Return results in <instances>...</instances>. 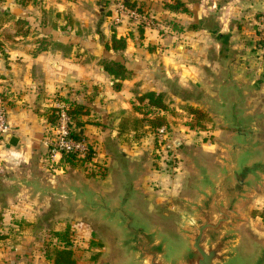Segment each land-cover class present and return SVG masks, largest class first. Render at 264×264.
<instances>
[{"label":"crops","instance_id":"crops-1","mask_svg":"<svg viewBox=\"0 0 264 264\" xmlns=\"http://www.w3.org/2000/svg\"><path fill=\"white\" fill-rule=\"evenodd\" d=\"M116 1L0 0V10L28 25L25 35L10 40L0 36V91L10 125L0 139V164L7 159L5 167L11 173L13 186L6 189L11 196L4 198L10 208H27L24 196L30 203L40 201L31 194V186L14 184L15 179L36 176L41 180L47 158L57 163L60 173L70 166L62 155H53L46 143L56 98L67 99L68 106L76 102L88 107L87 113L78 116L82 124L77 131L82 128V136L96 147V154L84 163L87 169L96 166V177L104 176L103 185L95 188L110 191L115 187L110 179L116 177L119 157L104 150L101 153L103 141L110 138L111 146L123 155L120 159L137 172L135 187L147 210L160 215L157 209H162L165 217L185 209L184 200L192 197L196 175L190 153L212 168L230 141L233 131L218 115L221 96L233 100L237 94L233 89L241 88L245 113H264V42L259 33L264 0H180L183 6L174 10L163 8L174 0H122L149 13L148 26L125 16L117 21ZM114 34L126 39L123 49L106 48ZM104 59L122 63L129 77L110 75L102 65ZM223 80H227L225 85ZM146 91L163 94L166 108L160 113L169 124L172 140L167 145L177 159L168 169L159 168L144 152L153 149L152 133L130 136L126 141L119 139L115 129L122 114L143 116L135 106L146 105L138 100ZM189 107L206 114L201 126H189ZM257 125L256 138L264 150V118ZM11 135L18 138L16 146L8 143ZM144 140L147 145L142 149ZM73 167L74 173L64 172L57 181L66 184L70 179H83L94 187L93 176L85 174L91 170L84 173ZM32 168L37 169L36 175L31 174ZM252 197L244 203L243 213ZM252 210L251 216H255L259 209ZM69 221L72 229L86 224L76 218ZM82 229L88 230L87 226ZM17 237L5 250L8 264H36L29 261L31 250L24 245L29 236ZM117 240L112 234L113 255L107 264L125 257L115 246ZM107 248L103 245L99 251Z\"/></svg>","mask_w":264,"mask_h":264},{"label":"water","instance_id":"water-1","mask_svg":"<svg viewBox=\"0 0 264 264\" xmlns=\"http://www.w3.org/2000/svg\"><path fill=\"white\" fill-rule=\"evenodd\" d=\"M233 90L236 98L229 100L223 94L217 108L222 123L233 131L230 141L212 168L190 153L196 182L192 197L184 200L185 209L178 212V221L167 216L173 220L172 235L140 200L135 187L137 172L120 159L121 153L112 192L96 189L83 179L49 185L34 176L15 179L14 184H28L39 199L52 194L68 205L76 204L81 213L108 225L111 236L118 238L115 246L125 256L114 264H238L237 251L246 240L242 207L264 185V150L256 138L260 131L257 120L264 113L246 114L242 89ZM78 133L82 136V128ZM8 143L16 146L18 138L11 135ZM141 212L152 218L151 224L142 219ZM257 244L250 249L253 259L248 264H264V238Z\"/></svg>","mask_w":264,"mask_h":264},{"label":"rangeland","instance_id":"rangeland-1","mask_svg":"<svg viewBox=\"0 0 264 264\" xmlns=\"http://www.w3.org/2000/svg\"><path fill=\"white\" fill-rule=\"evenodd\" d=\"M1 36V35H0ZM53 125V124H52ZM49 135L51 133V130L49 129ZM197 136L199 134H196ZM3 136L0 135V139H2ZM154 138V137H153ZM152 138L153 143V149H145L144 152L148 154L149 157L152 156L151 159L154 158L155 162L159 166V168H171V163L173 161H177L175 156L172 154L173 149H170L169 147H164L163 149L159 148L158 145L155 147L154 141L155 139ZM111 139L108 138L106 141H103L102 151L110 152L115 156H119V152L117 147L111 146L110 141ZM172 140V139H171ZM175 142V141H174ZM115 144V143H113ZM145 145L147 143L145 140L142 142V149H144ZM110 146V148L108 147ZM156 149H158V152H156ZM114 150L116 152L114 153ZM2 163L0 164V264H8L9 259L5 255V250L7 246L9 247L10 244L14 243V239L16 240V235L18 236V239H22L23 235L29 236V238L25 237L24 245L27 248H30L31 250V258H29V261H34L36 264H52L50 261H48L45 258V250L51 249L54 244H56L55 237L53 236V232L58 230H63L67 225H69V236L72 240V248L74 253L76 254L78 261L76 264H105L108 262L107 260L112 259L113 255V248L114 243L112 242V236H111V228L108 227V225H103L98 221L97 218L92 219L90 214L81 213L80 209L78 208V205L72 204L68 205L65 203V201L61 199H57V197H54L52 194L39 199L40 201H37L36 203H30L25 199V196L22 197L23 202L26 203L28 206L27 208H21V209H13L10 208L7 204V201L4 199L7 195L11 196L10 191L7 193V188L9 186H13L11 183V179L9 178V175L11 173H7V165L8 161L7 159L3 158L1 159ZM100 159H97L98 162ZM95 161V162H96ZM10 163V162H9ZM36 166V165H35ZM94 166V165H92ZM170 166V167H168ZM19 170H22L21 165L17 166ZM96 166L86 168L83 165L81 167H78V169L82 172H86L87 170H91L88 172L91 173H85L86 176L90 175L93 176V179L95 180L94 187L103 185L104 176H99L98 173L96 174ZM84 168V169H83ZM75 169L73 166H68L67 168L63 167V170L65 173H74L75 171L72 170ZM83 169V170H82ZM166 169V170H167ZM59 168L57 166V163L51 161V158H47V163L45 162V166L42 167L41 174L44 176V178L41 177V183H49L54 184L57 183L58 179L57 177L60 176V174H65L64 172L60 173ZM32 173L36 175L37 169L32 168ZM36 173V174H35ZM59 174V175H58ZM90 178V177H88ZM112 182L113 179H110ZM94 182V181H93ZM164 181L160 182L163 185ZM115 189V188H114ZM112 189V190H114ZM110 190V192H112ZM255 191H257L253 197L251 204L248 203V205L245 206L244 210V226H243V235L246 238L245 244L242 245L240 249L237 251V260L238 264H248L253 259V254L250 252L251 247L255 248L257 243L264 238V185L261 188H257ZM13 197V196H12ZM142 200V199H140ZM25 205V206H26ZM158 208V207H156ZM252 209H259L258 213L255 214V216H251ZM178 210L174 212V218L175 221H178ZM260 212V213H259ZM141 217L145 221L152 220L151 217L147 216L143 212H141ZM157 213H160V216L155 215L153 216L157 221L161 222L164 221L165 228L164 231L172 235L173 233V220H170L167 217H163L164 219H161L162 216V209H157ZM261 213H263L261 215ZM259 216V217H257ZM144 217V218H143ZM257 217V218H256ZM31 220V221H29ZM74 221L76 218L77 220H82L86 222L82 228H85L87 226L88 230L84 231L80 227L73 226V229L71 228L72 225H70V219ZM147 219V220H146ZM170 220V221H169ZM13 222H16L14 224ZM150 223V222H149ZM151 224V223H150ZM114 232V231H113ZM13 236L12 239L10 237ZM15 236V237H14ZM9 238V239H8ZM93 238H98V240H94ZM108 238V240H106ZM104 239V241H102ZM103 245L108 246L106 251H99L102 250ZM9 250V249H8ZM112 252V254H111ZM27 259V258H26ZM14 264V262H13Z\"/></svg>","mask_w":264,"mask_h":264},{"label":"trees","instance_id":"trees-1","mask_svg":"<svg viewBox=\"0 0 264 264\" xmlns=\"http://www.w3.org/2000/svg\"><path fill=\"white\" fill-rule=\"evenodd\" d=\"M124 4L129 8H137L140 12H143L141 7H136L129 1H123ZM183 3L180 0H174L173 3L164 4V9L174 10L182 7ZM141 32L143 31V26H139ZM0 35L4 40L13 39L15 36L25 35L28 31L27 22L21 18H15L10 15L6 10H0ZM107 49L119 50L126 46V39L124 37H116L114 34L110 40V43L105 45ZM102 65L104 70L114 77H120L122 79L129 77L130 72L125 68V66L116 61L102 60ZM66 102H69L64 98ZM139 102L146 101V105L139 107L135 106V109L139 111L143 116L138 118L130 113L122 114L119 117V121L115 124V129L118 132V137L120 140H128L130 136L140 137L147 132L153 134V139L155 147L158 145L157 140L154 136L156 129L162 125L168 127V123L163 114L160 113L161 110H165L166 105L163 101V94L157 93L155 91H146L141 96L138 97ZM53 113H50V120L52 124L55 123L56 115L55 108L52 107ZM88 107L85 104L70 102L67 112L70 117V134L74 138H81L77 127L82 124V121L78 119V116L85 114L88 111ZM188 111L192 115V118L188 122L190 127L201 126L200 120L207 119L206 114L198 108L189 107ZM150 115L146 117V115ZM91 157V153L87 154L85 157H77L75 154L67 153L62 155V160L71 166H84ZM255 214L258 211L254 212ZM254 214V215H255ZM69 225H67L63 230H56L53 232L56 244L53 245L51 249L45 250V258L52 264H76L78 261L72 248V240L69 236Z\"/></svg>","mask_w":264,"mask_h":264},{"label":"built area","instance_id":"built-area-1","mask_svg":"<svg viewBox=\"0 0 264 264\" xmlns=\"http://www.w3.org/2000/svg\"><path fill=\"white\" fill-rule=\"evenodd\" d=\"M114 16L119 21L122 16L132 19L143 25H150L152 17L146 11L140 12L137 8L127 7L122 0L116 1L114 4ZM259 33L260 39L264 42V13L260 17ZM53 108H55V123L51 125V133L47 136L46 143L49 151L55 154H75L77 157H85L91 153L96 154L94 143L85 137L74 138L70 134V117L67 112L68 104L61 98L54 100ZM10 131V125L7 120L6 108L2 103L0 91V135L4 136ZM154 136L157 140L158 147L163 149L169 147L167 144L172 139L170 130L167 126L162 125L156 129ZM158 152V149H156Z\"/></svg>","mask_w":264,"mask_h":264}]
</instances>
